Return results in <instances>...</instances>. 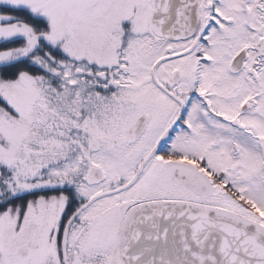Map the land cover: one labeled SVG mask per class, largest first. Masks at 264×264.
Returning a JSON list of instances; mask_svg holds the SVG:
<instances>
[{"label":"snow or ice","instance_id":"1","mask_svg":"<svg viewBox=\"0 0 264 264\" xmlns=\"http://www.w3.org/2000/svg\"><path fill=\"white\" fill-rule=\"evenodd\" d=\"M0 264H264V0H0Z\"/></svg>","mask_w":264,"mask_h":264}]
</instances>
